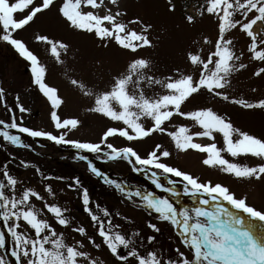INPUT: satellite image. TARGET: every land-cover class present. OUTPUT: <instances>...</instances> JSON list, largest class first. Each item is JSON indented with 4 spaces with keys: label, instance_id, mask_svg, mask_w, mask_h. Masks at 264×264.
I'll return each mask as SVG.
<instances>
[{
    "label": "snow or ice",
    "instance_id": "6c2138e0",
    "mask_svg": "<svg viewBox=\"0 0 264 264\" xmlns=\"http://www.w3.org/2000/svg\"><path fill=\"white\" fill-rule=\"evenodd\" d=\"M165 5L167 13L179 9L188 27L209 21L212 34L200 33L183 51L182 64L161 71L151 54H143L159 46L161 35H154L150 20L130 14L127 0H0V43L27 62L31 84L50 106L51 124V130L25 126L24 114L31 109L19 94L10 104L9 92L0 83V109L7 117L0 118V148L30 147L11 130L70 146L76 150L72 159L84 162L91 176L113 188L120 204L143 213L149 230L137 227L133 216L93 200L78 176L45 174L20 159L17 167L32 169L41 180L33 186L13 174L6 161L0 164V223L6 229L0 231V249H6L9 237L11 248L0 254V264H264V208L224 183L201 179L169 162L173 150L177 155L194 152L201 154L200 164L206 168L238 181H264V135L237 126L227 111L212 105L226 102L243 112L264 113V93L252 98L237 86L245 73L264 86V0H196L191 10L178 0H165ZM53 10L68 33L126 57L115 71L109 68L107 80L102 71L106 61L95 58L92 63L101 74L98 82H90L82 75L85 69L76 67L79 49L70 40L34 34L67 83L87 101L84 115L108 122L96 140L71 138L86 121L59 114L66 100L58 86L47 82V64L16 35ZM250 91L255 94L259 88L250 86ZM155 134L166 136L170 146L154 142L143 154L134 147ZM118 139L127 143L112 142ZM82 153L126 162L168 195L111 179ZM8 155L16 161L15 154ZM241 158L256 163H241ZM65 180H70L65 187L77 193L87 225L58 201L50 182ZM182 197L188 202L182 203ZM164 226L170 229L169 240L178 241L170 250L158 239ZM68 233L80 239H70ZM9 252L13 261L7 258Z\"/></svg>",
    "mask_w": 264,
    "mask_h": 264
},
{
    "label": "rangeland",
    "instance_id": "374dc122",
    "mask_svg": "<svg viewBox=\"0 0 264 264\" xmlns=\"http://www.w3.org/2000/svg\"><path fill=\"white\" fill-rule=\"evenodd\" d=\"M195 2L196 0H178L180 5L187 3L189 10H191V7ZM127 4L130 9V14L138 13L144 16L145 19L150 20L156 28L154 35H161L159 46L155 50H145L143 53L144 55L151 54L153 59L158 63L161 71H165L174 64H182L183 51L190 46L193 40L199 37L200 33L203 32L206 34H212V26L207 20L198 23L194 27H188L184 24L179 9L175 13H167L165 0H127ZM54 13L55 10H53L52 13H46L39 16L35 23H33L30 27H27L25 30L19 31L16 33V35L23 38L28 44L29 48L36 52L41 57V60L47 64V82L58 86L61 96L66 100L65 105L59 110V114L62 117L79 116L82 120L86 121L85 125L80 128L79 131H76L71 135V138L96 140L101 130L108 122L98 117L84 115L82 112V107L87 103V101L82 99L79 93H77L67 83L63 77L61 67L55 65L54 60L46 54L45 46L35 41L34 34L64 36L70 40L74 47L79 49V52L77 53L76 67L78 70L81 68L85 69L82 75L90 82H98V78L101 74L95 70L92 63L95 58H103L106 61L102 71L104 74V80H107L108 77L106 73L109 68L115 71L117 68L122 66L123 60L126 57L122 53H117L114 51H101L96 49L90 39L68 33L62 25L57 23L54 18ZM17 18H19V14H17ZM162 27L166 29V31L161 32ZM79 74L81 73L78 71V75ZM247 76L248 73L243 74V76L240 77V82L237 86L252 98L264 93V86L261 85L260 81H250L247 79ZM0 83H2L9 92L7 99L10 104L14 102L13 97L16 94H19L21 101L26 107L31 109L29 113L24 114L25 126L51 130V124L49 121L50 106L46 103L38 89H36L35 86L31 84V75L27 62L22 58H18V54H16L14 50L10 48V46H7L3 43H0ZM250 86L258 87L259 91L255 94L251 93ZM212 105L219 110L227 111L232 116V119L237 126H240L243 129L257 135H264V113L243 112L236 107L227 105L226 102L213 101ZM0 118L7 119L2 109H0ZM176 120L181 123H188L186 121H180L179 118H176ZM19 135L21 136L24 143L30 147L16 149L12 146H8L7 152L3 148H0V164L8 161L10 171L17 175L20 179L32 184L33 186H40L41 184L40 178L34 175V171L32 169H23L17 167L18 161L20 159H25L38 165L45 174H51L53 176L60 175L65 177L78 176L80 179H83V184L89 189V191H100L98 188L100 184L98 182L96 183L97 179H94L86 171L85 163L72 159L73 155H75L74 151L66 153L61 149L53 148L51 146L44 147L33 142L31 139L22 137V133ZM112 142L118 145L127 143L121 139ZM154 142H161L166 147L170 146L169 140L166 136L155 134L152 138L135 144L134 147H136L141 152V154H143V152ZM8 152L15 154L16 161H11ZM173 152L174 154L172 159L169 161L170 163H174L184 170L191 171L194 174L199 175L201 179H210L213 182L224 183L228 185L233 191H235L238 196L247 195L248 203L255 205L257 208H264V181H238L233 177L219 172L216 169H209L202 166L200 164L201 154L189 152L186 155H177L174 150ZM89 159L92 160V162L111 179H115L118 182L122 181L129 187H140L145 191H154L157 195H168L167 193H163L160 190L154 188V186L151 184L148 174L132 172L130 170V166L126 165V162H112L105 164L99 159ZM66 162L75 168L76 171L73 170L74 173H69L72 169H70L68 166L63 167L60 165H66ZM240 162L249 164L256 163V161L252 160L251 158H241ZM52 169H57L60 171L52 172ZM99 180L102 181L100 178ZM161 180L162 182L166 183L163 175L161 176ZM58 183L60 182L55 181L52 183L56 190L59 188ZM108 190H110V188H108ZM67 196L68 197L65 201L67 204L63 203V205L68 207L69 214L74 216L77 221L87 225V217H84L82 214H80L81 212H79V207L81 205H79L80 201L77 199V193L71 191ZM91 196L93 200L99 202L102 206H109L111 205V202L114 201V199H101V194H98V196L92 194ZM69 197L71 198L70 201ZM181 200L182 203L188 202L187 198L184 197H182ZM116 210H121L122 212L133 216L136 220V226L143 228L146 233L149 232V230L145 227V220L147 218L143 213L133 212L131 209L122 204L121 207L117 206ZM0 231L2 230L0 229ZM91 231V228H89V232ZM169 234L170 229L167 226H164V235L158 236V239L165 245L166 248H169V246H171V248L178 246V241L169 240ZM68 235L70 239L71 237L80 239V237L75 233H68ZM9 240L11 245L10 237ZM181 250L183 251L184 249L182 248ZM7 251V249H0V254H5ZM7 258L12 261L10 253L8 254Z\"/></svg>",
    "mask_w": 264,
    "mask_h": 264
},
{
    "label": "bare ground",
    "instance_id": "6f19581e",
    "mask_svg": "<svg viewBox=\"0 0 264 264\" xmlns=\"http://www.w3.org/2000/svg\"><path fill=\"white\" fill-rule=\"evenodd\" d=\"M35 139V138H34ZM36 140L39 141V143L42 145V146H46V145H49V146H52L53 148H57L55 146H53V144H50V142H48L46 139L44 138H37ZM58 149H61L62 151L66 152V153H69V152H72L74 151L76 153V150L75 149H72V148H69V147H62V148H58ZM84 155H88L89 158H92V155H89L88 153H82ZM0 229L3 231L2 229V223H0ZM8 246H10V240L8 238ZM14 258H12V261H13Z\"/></svg>",
    "mask_w": 264,
    "mask_h": 264
},
{
    "label": "trees",
    "instance_id": "16d2710c",
    "mask_svg": "<svg viewBox=\"0 0 264 264\" xmlns=\"http://www.w3.org/2000/svg\"><path fill=\"white\" fill-rule=\"evenodd\" d=\"M63 167H66V166H63ZM98 188L102 192L101 199H113V198L115 199V196L107 194L108 188H106L105 186L100 185ZM60 189H64V188L63 187L58 188L57 192L61 193Z\"/></svg>",
    "mask_w": 264,
    "mask_h": 264
}]
</instances>
